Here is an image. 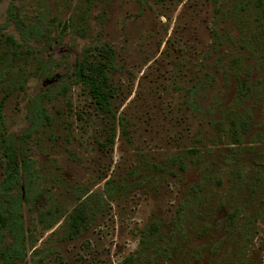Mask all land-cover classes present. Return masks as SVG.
<instances>
[{
	"label": "rangeland",
	"instance_id": "1",
	"mask_svg": "<svg viewBox=\"0 0 264 264\" xmlns=\"http://www.w3.org/2000/svg\"><path fill=\"white\" fill-rule=\"evenodd\" d=\"M4 136L34 168L15 264H264V0H1L0 186Z\"/></svg>",
	"mask_w": 264,
	"mask_h": 264
},
{
	"label": "trees",
	"instance_id": "2",
	"mask_svg": "<svg viewBox=\"0 0 264 264\" xmlns=\"http://www.w3.org/2000/svg\"><path fill=\"white\" fill-rule=\"evenodd\" d=\"M1 2V0H0ZM20 27V24H19ZM22 27V26H21ZM20 27V28H21ZM23 31L32 33L33 29H23ZM77 83L89 85V91L101 108H106L110 102L107 85V64L99 60L96 56L85 54L84 60L79 64L76 71ZM43 115V112L36 114L37 118ZM43 117L48 118L46 114ZM31 137V133L24 134L23 139ZM3 155L7 160L4 184L0 186V228L9 229L12 233L13 244L7 249L0 250V257L3 264H15L17 261H23L26 257V226L24 222L23 208V181L29 191L32 179H34V168L30 160H20V148L18 140L8 136L3 137ZM25 155V154H24ZM15 190L18 193H14ZM22 207V208H21ZM84 213L81 209L73 218L74 228L79 229L84 221ZM23 264H28L27 261Z\"/></svg>",
	"mask_w": 264,
	"mask_h": 264
}]
</instances>
